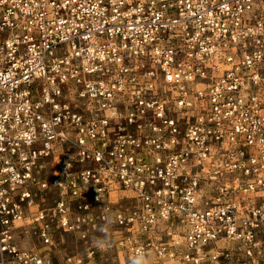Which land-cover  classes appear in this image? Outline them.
<instances>
[{
  "label": "built area",
  "instance_id": "2783aa9c",
  "mask_svg": "<svg viewBox=\"0 0 264 264\" xmlns=\"http://www.w3.org/2000/svg\"><path fill=\"white\" fill-rule=\"evenodd\" d=\"M138 256L264 264V0H0V264Z\"/></svg>",
  "mask_w": 264,
  "mask_h": 264
},
{
  "label": "rangeland",
  "instance_id": "374dc122",
  "mask_svg": "<svg viewBox=\"0 0 264 264\" xmlns=\"http://www.w3.org/2000/svg\"><path fill=\"white\" fill-rule=\"evenodd\" d=\"M52 161H53L52 159H50L49 161H47L46 164H45V167L43 169L44 170L43 174L45 176H47V177L52 176L53 175V170L57 167L55 165V163L52 162ZM54 166H55V168H54ZM33 245L35 246V248H37L40 244L39 243H35Z\"/></svg>",
  "mask_w": 264,
  "mask_h": 264
},
{
  "label": "clouds",
  "instance_id": "9594fccd",
  "mask_svg": "<svg viewBox=\"0 0 264 264\" xmlns=\"http://www.w3.org/2000/svg\"><path fill=\"white\" fill-rule=\"evenodd\" d=\"M98 246H100V247H105L106 246V244H100L99 242H98ZM134 264H144V262H143V257L142 256H138L137 258H136V260L134 261Z\"/></svg>",
  "mask_w": 264,
  "mask_h": 264
}]
</instances>
